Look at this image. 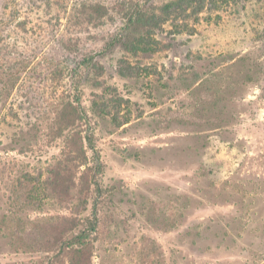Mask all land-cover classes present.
Masks as SVG:
<instances>
[{"label":"rangeland","instance_id":"1","mask_svg":"<svg viewBox=\"0 0 264 264\" xmlns=\"http://www.w3.org/2000/svg\"><path fill=\"white\" fill-rule=\"evenodd\" d=\"M33 1L0 0V264H67L30 230L67 210L48 190L19 209L18 180L66 154L70 128L49 133L76 95L105 188L90 264H264V0H207L185 23L174 5L159 29L152 14L156 50L135 55L104 46L125 8L170 0H85L106 14L84 26Z\"/></svg>","mask_w":264,"mask_h":264},{"label":"trees","instance_id":"2","mask_svg":"<svg viewBox=\"0 0 264 264\" xmlns=\"http://www.w3.org/2000/svg\"><path fill=\"white\" fill-rule=\"evenodd\" d=\"M36 1L39 3H36ZM36 1L34 0L33 4H41L45 1L46 5H43L44 9H33L35 10V15L39 14V12L45 16L49 15L48 20L50 21L51 15L54 12L59 13L56 8L65 10L66 8L63 6L66 3H71L70 5L73 6L75 13V15L73 13L71 15L82 26L106 14L104 5L85 0ZM206 1L170 0L165 2L163 6L152 9L151 13H147L136 6L135 8L127 7L125 8L127 12L123 13L124 23L121 30L112 36L104 46L107 48L110 45L113 46V44L120 43L125 52L134 55L139 52L154 51L156 50L157 40L154 38L152 31L147 29L150 25L145 21L146 18H149L153 14L152 17L156 19V23L153 26L159 29L160 24L168 19L170 14L169 8L176 5L179 8L175 9V12L177 14L179 12L177 10H180L179 16L182 17L179 18L184 23L186 21L185 18L197 21L199 13L206 6ZM83 29L85 28L75 31L67 29V31L70 34L81 35ZM141 70L148 72L147 67ZM119 73L127 75L133 72L127 71L123 60H120ZM108 88V86L105 87V89ZM72 89L73 85H69V90L71 91ZM96 102L93 101V105L99 114H110L104 108L97 107ZM62 112L58 125L51 127L49 136L50 139H54L56 136L61 135L64 129L70 128L68 135L63 138V148L66 154L43 169H36L33 175L24 177L26 176L24 174L23 179L20 178L18 180L20 188H23L26 183L33 182L29 189L25 191V199L18 200L20 205L18 208H22L24 202L25 204L28 202L40 204L44 198L49 197L46 193L48 190L50 196L64 207L68 214L50 216L47 220L37 222L34 226H31L30 230L34 234L37 232L45 234V236H41L39 239L33 235L32 241L35 244L43 246L42 250L52 252L56 258L64 256L67 259V264H90L91 248L96 240L98 228L97 205L105 194V188L102 187L98 178L101 162L92 138L94 125H91V119L84 113V107L80 102L79 96H73V103H65L64 111ZM116 117L114 114L111 115L112 120L119 124L120 121H117ZM76 119L83 120L82 122L85 124L83 125V129L79 130L77 129L79 125H74ZM126 121L127 119L123 122ZM45 193L47 196H45ZM90 199L91 210L82 220V217H80L81 213L86 210ZM29 224L31 223L29 222Z\"/></svg>","mask_w":264,"mask_h":264}]
</instances>
